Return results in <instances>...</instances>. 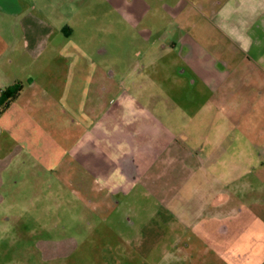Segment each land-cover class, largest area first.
Returning <instances> with one entry per match:
<instances>
[{
	"label": "crops",
	"instance_id": "crops-1",
	"mask_svg": "<svg viewBox=\"0 0 264 264\" xmlns=\"http://www.w3.org/2000/svg\"><path fill=\"white\" fill-rule=\"evenodd\" d=\"M101 1L102 23L132 25L148 41L159 29L168 43L146 50L145 63L116 66L110 47L92 41L87 25L94 17H77L93 0H0V101L7 88L23 84L0 115L5 261L10 251L23 263L39 262V252L40 261L61 259L60 228L43 223L53 211L43 203L52 201L53 208H79L85 232L122 237L90 242L102 248V264H133L123 255L132 242L123 237L140 226V199L151 196L156 169L170 163L173 146L156 106L174 87L159 85L164 96L149 91L158 72L175 73L198 115L211 121L210 152L225 145L242 153L231 156L234 166L264 169V0ZM246 185L251 202L264 199V177ZM45 248L55 250L46 257Z\"/></svg>",
	"mask_w": 264,
	"mask_h": 264
},
{
	"label": "rangeland",
	"instance_id": "rangeland-1",
	"mask_svg": "<svg viewBox=\"0 0 264 264\" xmlns=\"http://www.w3.org/2000/svg\"><path fill=\"white\" fill-rule=\"evenodd\" d=\"M104 5L101 0H93L92 8L77 17L85 14L94 17L97 23L87 25L93 27L92 41L94 45L104 43L110 47V63L116 66L145 63L143 53L146 50L158 51L168 43L159 36V29L148 41L132 25L102 23L101 17L107 16ZM115 18L113 15L110 21ZM85 26L78 21L76 29L83 30ZM145 26L149 28L148 24L142 25ZM156 26L163 28L166 24L160 19ZM170 65L174 64L170 62ZM155 77L158 85L149 91L164 96L166 88L161 86L171 84L174 87L171 96H167V103L162 100L156 106L157 116L173 135L171 161L167 167L156 169L160 178L151 196L141 197V215L138 216L141 224L138 230L125 232L123 238L132 244L126 249L129 253L123 255L134 259L133 264H264V199L258 204L251 202L252 195L246 185L264 177V169L253 168L246 161L234 166L231 156L242 153L228 152L224 150L225 145L222 150L210 152L208 144L214 139L209 129L211 121L198 115L197 104L189 98L190 89L181 91L182 84L175 73L163 71ZM143 191L142 187V194ZM42 207L53 210L51 216L44 215L43 223L60 228L57 233L62 244L57 249L64 255L55 261L50 258L40 261L42 254L39 252V262H35L30 258L36 257L37 251L30 248V261L21 262L20 255L12 251L5 261V249L0 247V264H102L98 256L102 248L90 247V242L122 238L111 232H85L86 227L79 221L80 209L74 206L53 208L52 201H44ZM28 218L32 220L33 217ZM218 225L227 229L214 231L220 227ZM47 235L45 233L44 237ZM54 250L43 249L46 257ZM13 251L20 253V249ZM69 251L71 253L67 254ZM10 259L14 261L8 263Z\"/></svg>",
	"mask_w": 264,
	"mask_h": 264
},
{
	"label": "trees",
	"instance_id": "trees-1",
	"mask_svg": "<svg viewBox=\"0 0 264 264\" xmlns=\"http://www.w3.org/2000/svg\"><path fill=\"white\" fill-rule=\"evenodd\" d=\"M23 90V84L22 83H17L13 87L7 88L1 96V101H0V115L7 109L9 106L10 102L15 100L17 96L20 94V92Z\"/></svg>",
	"mask_w": 264,
	"mask_h": 264
}]
</instances>
